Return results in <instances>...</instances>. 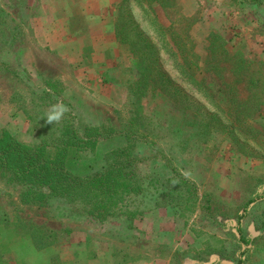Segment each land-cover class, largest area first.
Here are the masks:
<instances>
[{"label": "rangeland", "instance_id": "obj_1", "mask_svg": "<svg viewBox=\"0 0 264 264\" xmlns=\"http://www.w3.org/2000/svg\"><path fill=\"white\" fill-rule=\"evenodd\" d=\"M247 1L171 0L162 9L150 8L146 0L131 3L121 14L123 37L117 32L122 45L114 69L118 77L96 80L94 90L79 78H68L79 72L73 74L76 69L64 67L57 56L49 57L50 63L41 57L42 51L39 58L21 56L24 49L13 39L16 25H21L19 39L25 40L22 32L27 17L35 9L43 11L39 6L45 0H0V61L4 63L0 68V107L9 105L11 97L16 107L25 110L32 126L20 143L31 146L47 137L39 112L47 116L51 107L45 104L50 102L37 90L42 86L40 80L49 78L77 114L76 123H99L115 132L132 126L135 133L132 141L112 137L78 159L69 157L67 171L78 176L95 172L112 149L147 138L164 150L197 193V202L181 213L156 208L148 199L138 200L130 207L137 215L129 220L119 217L90 222L57 198L39 212L24 210L19 215L27 220L32 214L38 225L34 227L41 233L53 228L57 237L79 234L87 238L89 246L100 243L104 251L109 249L106 244H112L114 262L119 264H126L128 258L133 264H264V0H259L262 8L248 6ZM51 5L54 0H49L47 9ZM251 43L254 46H248ZM219 45L220 51L225 46L253 60L261 71L259 89L250 90L241 82L236 83L234 94L229 93L227 85H232L233 78L228 66L217 71L223 56L209 65L215 89L206 92V97L203 90L197 92L189 84L180 66L187 77L191 73L198 76L203 65L205 69L203 61L211 58V48ZM143 52L144 58L140 56ZM257 55L259 59L254 60ZM29 59L41 64H31ZM142 65L151 67L153 79L143 80ZM214 73H220L225 84L217 81ZM112 80L115 85H109ZM73 81L83 90L73 87ZM85 90L96 97L90 98ZM171 96L180 99V107L173 104ZM207 127L213 132L206 143L192 146L191 131ZM137 154L142 158L150 155L144 145ZM148 167L147 160L139 162V174L146 173ZM6 179L0 177L3 211L11 210L4 189L10 186ZM13 194L18 196L16 191Z\"/></svg>", "mask_w": 264, "mask_h": 264}, {"label": "trees", "instance_id": "obj_2", "mask_svg": "<svg viewBox=\"0 0 264 264\" xmlns=\"http://www.w3.org/2000/svg\"><path fill=\"white\" fill-rule=\"evenodd\" d=\"M146 1L150 6L159 4L161 7H166L169 5L167 1L171 0ZM247 5L258 8L262 6V3L259 0H249ZM117 32L120 38L123 37L121 28ZM214 48H211L213 51L210 54L211 58L203 61L205 69L203 65L198 76L191 73L192 76L187 77V72L180 66L187 81L197 92L203 90L202 95L206 97V92L215 89V80L210 75L209 65L216 62L219 56H223V59L218 62L217 71H225L228 66V73L233 78L232 85H227L229 93L234 94L236 83L241 82L245 83L250 90L259 89L261 71L254 67V62L248 61L240 51L238 55L236 52L229 51L225 46L221 47V51L220 45ZM144 53L140 55L143 58ZM0 65L2 69L4 63L0 61ZM142 66L143 80H149L152 76L150 75L152 69L149 65ZM219 66L222 68L219 69ZM214 74L217 81L225 84L220 73ZM161 80L163 83L167 82L166 79ZM43 93L41 96L43 100L50 102V104H45L46 106L52 108L57 101V104L67 108L62 119L53 124L47 123V116L39 112L43 132H46L47 137L38 144L27 146L6 131L0 133V177L7 178V184L18 193L21 204L43 207L49 206L53 199L57 198L73 206L74 213L83 215L87 220H91L90 222L102 223L110 218L133 219L137 213L136 210L131 211L130 207L132 203L141 199L150 200L156 208H170L178 213L197 202L195 185L173 165L161 147L154 141H148L147 138L142 141L124 143L123 146L112 149L106 154L104 165L95 172L78 176L67 171L65 163L69 157L78 159L84 151H94L100 142L112 137L132 141V134H135L134 128L131 126L127 130L115 132L110 127L104 128V125L99 123L98 125L76 123L77 114H74L68 103L61 99L54 84L47 85ZM179 97L180 95L177 99ZM171 98L173 104L177 108L180 107L178 102L180 99L177 100L172 96ZM234 102H238L239 106L244 105L238 100ZM189 110L193 112L190 108ZM193 126L191 123L190 127L193 128ZM212 132L210 127L203 128L201 132L191 131L189 135L192 146H199L197 143H206V139ZM140 145H144L150 155L140 157L137 154ZM142 160H147L149 167L146 173L140 175L137 166ZM75 205H77L76 209ZM34 230L40 231V229ZM33 238L35 245L40 248L49 243L42 236Z\"/></svg>", "mask_w": 264, "mask_h": 264}, {"label": "crops", "instance_id": "obj_3", "mask_svg": "<svg viewBox=\"0 0 264 264\" xmlns=\"http://www.w3.org/2000/svg\"><path fill=\"white\" fill-rule=\"evenodd\" d=\"M54 1L55 5H51L48 9L49 0H45V3H40L39 6L44 9L43 11H36V9L31 11L22 32L25 40L19 39L21 25L17 23L13 39L17 46L20 44L24 49L21 56L39 58V53L42 51L41 57L46 58L48 63L51 62L49 57L57 56V61L64 67L67 64L76 69L73 74L78 70L79 74L68 78H79L85 82L88 89L96 90V80L117 79L118 74L114 69L119 62L121 53L119 48L122 46L117 39V31L122 28L121 14L123 8L126 7L129 10L131 3L135 5L137 0ZM156 6L164 8L159 4H152V7L149 5L150 8ZM26 32H28L27 35ZM248 46H254V44L251 43ZM252 58L259 59L258 55ZM247 59L250 61L249 58ZM25 61L28 63L27 60ZM30 62L31 64L35 62L36 65L41 64L37 60ZM40 81L42 89L39 88L37 91H40L42 96L47 85L49 86L53 81L49 78ZM93 85L94 88H92ZM109 85H115L114 81L112 80ZM72 86L78 85L73 81ZM84 92L88 93L87 90ZM90 96V98L96 97ZM11 101L13 99L9 97V105L6 103L4 108L0 107V133L6 131L20 141L32 124L27 117L25 118V110L16 107ZM4 187L11 200V210L3 211L0 207V264H83V261L85 264H119L114 262L116 259L112 244H106L109 249L107 247V251H104L100 248V243L96 242L93 246H89L87 238L79 234L70 233L57 237V231L53 228H48L49 232L42 233L34 230L38 228L34 227L36 223L33 221L32 214L26 216V220L19 213L24 210L28 214L34 211L39 212L40 207L21 204L18 196L12 197L15 190L11 186ZM36 226L38 227L37 224ZM39 236L47 239L49 242L47 246L40 248L35 245L33 237ZM56 240L59 242L57 243ZM89 256L91 258L88 260ZM126 264H133V262L128 258Z\"/></svg>", "mask_w": 264, "mask_h": 264}, {"label": "clouds", "instance_id": "obj_4", "mask_svg": "<svg viewBox=\"0 0 264 264\" xmlns=\"http://www.w3.org/2000/svg\"><path fill=\"white\" fill-rule=\"evenodd\" d=\"M66 111L67 108L63 105L60 104L53 105L47 115L46 122L49 124H53L54 122L58 123L62 119Z\"/></svg>", "mask_w": 264, "mask_h": 264}]
</instances>
